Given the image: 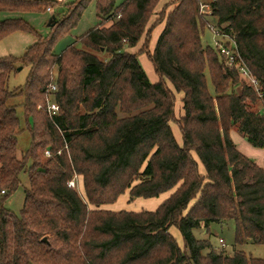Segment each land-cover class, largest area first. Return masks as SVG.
Listing matches in <instances>:
<instances>
[{
	"label": "trees",
	"instance_id": "1",
	"mask_svg": "<svg viewBox=\"0 0 264 264\" xmlns=\"http://www.w3.org/2000/svg\"><path fill=\"white\" fill-rule=\"evenodd\" d=\"M159 1H68L43 38L23 18L1 13L48 10L58 1L0 0V41L16 30L38 34L20 58L0 57V264H264V256L241 248L264 247V168L231 135L238 131L264 148V0H175L149 25ZM91 2L101 21L56 53L57 39ZM202 4L210 5L209 15ZM213 18L236 40L260 89L218 47L203 44ZM141 54L158 80L149 78ZM20 64L29 66L26 83L10 89ZM18 96L32 139L22 156L23 127L11 102ZM49 101L59 106L53 115ZM22 172L29 187L16 214L5 201ZM76 176L87 200L68 184ZM127 191L129 201L172 192L155 209L103 208ZM228 222L235 227L232 255L195 234Z\"/></svg>",
	"mask_w": 264,
	"mask_h": 264
},
{
	"label": "rangeland",
	"instance_id": "2",
	"mask_svg": "<svg viewBox=\"0 0 264 264\" xmlns=\"http://www.w3.org/2000/svg\"><path fill=\"white\" fill-rule=\"evenodd\" d=\"M52 2L57 0H51ZM68 1L72 0H66L64 2H57L55 6H52L51 11L45 9V10H24V11H16V12H2L1 16L3 18H23L26 20L40 36L43 38L48 37L51 35V27L50 25V19L54 15H62V11H64L66 8L65 4H67ZM123 0H117V3H121ZM208 1V0H207ZM159 13V12H158ZM158 13H156L155 16L152 17V22L154 23L155 20L158 18ZM155 14V13H154ZM101 21L100 16L97 13L96 6L94 2H91L83 11L81 18L77 22L76 26L70 29L69 32L63 34L61 37H59L55 44V52L60 53L64 51L65 48H67L68 45L74 43L75 39L81 35H83L88 29L91 27L97 25ZM211 23L216 25L215 19H211ZM109 24V23H108ZM150 25V24H149ZM163 27V26H162ZM34 32H28L23 30H16L11 32L8 36H6L4 39L0 41V57L2 56H8L12 55L15 57L20 58L24 52L27 50V48L36 41L37 35ZM216 36L212 28L209 26L205 28L203 34H202V41L205 46H209L213 49H216ZM226 40V39H225ZM227 41V40H226ZM144 42V38L141 39L139 44L136 46V51L140 49ZM154 43L150 45L151 50L154 47ZM145 57V54H143ZM146 58V57H145ZM147 60L151 63V61L147 58ZM149 78L152 80V77L155 75V71L152 72V68H148L144 62L141 60ZM151 66L153 67L152 63ZM29 71V66L20 64L15 72L12 73L10 76L8 86L10 89H14L16 87L24 86L27 80V75ZM156 76V75H155ZM209 88L210 91L213 92V86L211 82H209ZM180 96V95H179ZM177 96V102H176V118H180L183 114L182 110V104L180 101V97ZM23 100L22 96H18L14 98L11 102L17 105V112L18 115L21 118V126L23 127L22 130H20V133L18 134V153L20 156H22V152H25L27 149L31 146V134L29 131V127H27V123L25 119L23 118V107L21 106V102ZM30 122L32 120L30 119ZM172 128L175 131V136L179 138V141L181 143L182 136L180 135L179 131V125L176 121L171 122ZM176 137V138H177ZM47 149L45 150V155ZM46 158V156H45ZM29 174L27 172H22L20 174L21 183L19 188L13 192L9 198L5 201V206L9 208L11 211L15 212L16 214H19L22 207L24 206V199H25V188L29 187ZM75 178V177H74ZM76 189L81 195L82 198L87 200L85 198V192L84 187L82 183V177L76 176ZM172 191L164 193L158 197L153 198H143L139 197L134 199L133 201H129L130 193L127 191L123 195L119 197V199L112 203V204H106L103 206V208H108L112 210H120V209H127V210H144V209H155L157 206L166 198V196L171 195ZM210 231L211 234H207L205 231L201 229H196L195 234L199 238L203 237H210L213 244L217 247V249H223L226 250L228 253L232 255L234 252V245H235V227L234 223L228 222L226 224H220V223H212L210 225ZM171 232L176 236L178 241H180V245L183 246L182 237L179 232V230L176 227L171 228ZM220 239H223L224 245L220 243ZM241 248L248 254L252 255L254 257H262L264 256V247L262 244H244L241 246Z\"/></svg>",
	"mask_w": 264,
	"mask_h": 264
},
{
	"label": "built area",
	"instance_id": "3",
	"mask_svg": "<svg viewBox=\"0 0 264 264\" xmlns=\"http://www.w3.org/2000/svg\"><path fill=\"white\" fill-rule=\"evenodd\" d=\"M57 1L58 2H64L66 0H57ZM201 8H202L201 10L204 14L209 15L211 13V7L209 4H202ZM51 9L52 8H48L49 11ZM210 28H212V30L215 33V36L217 37L216 38V45H217L218 49L220 50L221 55L225 58L226 63L230 66H234L236 64L237 70H239L243 79L246 80V82L250 83L252 86H254L257 90L260 89L258 79L253 74V72L249 69L247 63L240 56V54L238 52V47H237L236 40L234 39V37H232L229 34L221 32L215 26V24L210 25ZM51 88L55 89V85H52ZM58 110H59V106L57 105V103L52 102V101L48 102V111H49L50 115L57 113ZM46 153L48 155H50L51 152L48 149L46 151ZM75 178H73L71 181H69L68 184L71 187L77 188L76 187L77 183H76ZM220 243L222 245H224L223 239H220Z\"/></svg>",
	"mask_w": 264,
	"mask_h": 264
},
{
	"label": "crops",
	"instance_id": "4",
	"mask_svg": "<svg viewBox=\"0 0 264 264\" xmlns=\"http://www.w3.org/2000/svg\"><path fill=\"white\" fill-rule=\"evenodd\" d=\"M175 0H160L159 3L157 4L156 8H155V12L158 13L162 10V8L166 5H169L168 10H171L174 8V4H172ZM51 11V10H50ZM157 14H154V18H156ZM52 19H50V25L49 27H51V21H53L55 19V15L53 14V16L51 17ZM155 20V19H153ZM150 25L153 23L152 22V18L150 20ZM163 24L160 23L159 26H157L152 33V40H151V44L152 42L155 44L156 39L158 37V35L161 33L162 31V27ZM136 47L130 48L129 50L132 52H136ZM140 59L144 62V64L148 67V68H152V72H154V68L151 66V63L147 60V56L145 54V57L143 54H141ZM156 75V73H155ZM153 76L152 80L156 81L158 80V76ZM180 95V96H179ZM178 96L181 98L182 97V93L178 94ZM174 130V129H173ZM180 131V129H179ZM181 132V131H180ZM175 133V131H174ZM180 135L182 136V132L180 133ZM232 138L234 140V142L236 143L238 149L243 152L245 155H247L249 158H251L253 161H255L257 164H259L260 166H263L264 168V148H260V147H256L253 146L252 144H250V142L247 141V139L243 136V134H240L238 131L232 130L231 132ZM177 137V136H176ZM177 140L179 141V138L177 137ZM180 142V141H179ZM182 143V141H181ZM168 196H166L167 198ZM165 198V199H166ZM159 206V205H158ZM157 206V207H158Z\"/></svg>",
	"mask_w": 264,
	"mask_h": 264
},
{
	"label": "water",
	"instance_id": "5",
	"mask_svg": "<svg viewBox=\"0 0 264 264\" xmlns=\"http://www.w3.org/2000/svg\"><path fill=\"white\" fill-rule=\"evenodd\" d=\"M54 20H56V19H54ZM54 20L51 21V24H53ZM43 240H44V241H47L48 239H47V237L45 236V238H43Z\"/></svg>",
	"mask_w": 264,
	"mask_h": 264
}]
</instances>
